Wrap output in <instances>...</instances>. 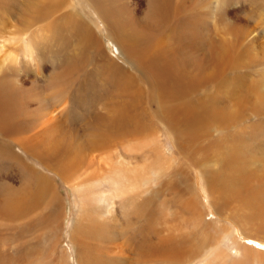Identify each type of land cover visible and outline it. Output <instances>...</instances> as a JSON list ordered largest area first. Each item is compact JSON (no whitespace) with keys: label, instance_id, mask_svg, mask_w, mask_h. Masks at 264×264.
I'll use <instances>...</instances> for the list:
<instances>
[{"label":"bare ground","instance_id":"bare-ground-1","mask_svg":"<svg viewBox=\"0 0 264 264\" xmlns=\"http://www.w3.org/2000/svg\"><path fill=\"white\" fill-rule=\"evenodd\" d=\"M175 1L178 3L175 9L176 15L183 13L186 21L187 19H191V15L187 14L189 11L187 8L191 0L189 2L186 0ZM86 2L92 7L94 10L93 12L99 17V20L103 22L106 27H110L114 30L113 36H111L113 41L111 38L110 41L113 42L112 46H114V52L112 54H114L115 57L108 52L109 50H107L105 44L96 36L94 28H91L79 20H73L72 22L71 19L68 21V18L65 19V24L69 27H71L70 24H72L70 36L76 37V39L79 38L81 41L80 46H78L80 47L79 51L81 53L88 52L91 60H86L83 58L84 56L81 57L78 54L79 51H77L76 48L74 49V47L68 52L71 54L69 56L67 54L68 59H64L62 49H65L66 45L61 43L62 47L59 46L56 50L60 54L62 53L63 59L55 60L53 56L54 58L51 60V63L55 68L57 67L59 71L54 73V75L51 74L50 78L45 77V75L42 76L43 78L45 77L42 80L49 79L47 81V86H45L47 89L56 88V92H52L53 95L51 97L61 105L63 104L62 102H64V97L62 95L63 93L61 94L60 91H63L61 90L63 87L70 85V76H72L73 79V76L76 77V71H80L82 67L88 68V66H90V68L85 71L91 74L94 72L98 73L97 75H99L101 81L100 84L105 86L107 92L102 95V99L100 98L101 100L98 103L99 106L97 111L89 112V110H86L87 113H84L86 112L85 110L83 111L85 114L84 119L87 117L86 125L90 127L88 140L79 138L83 135L80 134L81 129H75V131H73L74 129L71 130L69 128L70 126L67 124L68 127L65 124L66 122L64 123L62 121V113H66V104H63L65 106L63 112H58L55 106L56 109L48 107L49 102L47 104V100L45 101V99L37 95L28 94L32 91L38 92L35 91L38 90V86L35 85L39 82V77L37 76L38 74L36 75L35 71L40 68L39 65H41L42 62H35L38 58L35 57L37 55L35 53L41 48L40 46L42 43L40 41H45L47 35L42 34L39 36L36 35L37 33H32L30 35L29 41L22 46V52L25 53V58L22 62H20L22 59H18L9 52L5 53L3 51L4 54L0 63V134L7 140L0 143V157L3 162H7L10 165V169L7 171L8 175L2 176L4 181L2 180L1 183L5 188L0 186V264H34L35 258L33 255L35 250H33L32 244L28 242L20 246L18 242L15 241V232L21 229L23 225H28L25 226V232L31 230L30 223H32V215L36 217L37 214H35L34 211L39 207H43L48 211L52 206H56L53 197V188L51 186L52 182L48 179L49 176L47 175L46 177L43 175L35 166L28 163L26 158L40 161L42 167L52 171L54 174L58 175L61 180H64L72 186L80 206L75 220L76 223L70 236V240L74 245H77L78 248V264H100L101 261L98 258L99 256L96 258L97 255L95 256V252H93V247L97 251V247L94 246L93 242L96 241L97 232H94L93 229H105L110 222L117 225L111 208L114 198L121 199L124 206L127 204L130 207L129 209H131V212H127L129 209L123 210L124 213L122 215L126 220L132 216L134 219H137L136 222L145 219L148 196L143 197L140 201L136 197L126 200V197L133 191L138 190L136 187H140L141 184H143L146 175H141L139 173L141 171H139V168H136V166L130 167V161L125 160L121 156L120 153L122 151L117 150V145L123 142L124 139L129 138L138 140L142 138L144 140L146 133H148L150 129H153L149 120L153 122L154 120L155 122L158 121L162 123L163 126L167 127L170 134L173 136L175 151L182 156L184 155L187 159L192 160L193 162L191 165L203 177V174L206 175L204 184L207 182L211 192L210 196L215 193L211 198V204L222 220L230 221L229 226L225 227L224 235L239 230L242 234V238H249L264 246V153L256 157L255 154L257 152H255V145L250 146L251 141L247 140L252 136L249 130L252 126L256 125V123L253 122L255 118L257 121L264 122V90L257 89V82L254 80L252 83H249L250 81L247 82L249 80V74L246 70L248 68L250 69L253 63V57H250L248 53L242 55L240 44L241 36L234 35L233 39L230 41H219V44L216 45L219 46L217 50H208L207 58L202 56L204 57L202 61L204 66L201 67L199 62L202 59L196 58L193 68L191 67L193 63V52L190 51L188 45L184 46L182 44L181 38L182 36L190 35L193 43L192 38L194 39L195 34L201 36L203 34L201 33L202 31H196L195 27L190 25V22L186 25H181L182 23L171 25L170 22L168 23L170 26H167L168 30L165 34L162 33L163 31L159 30L161 28L160 26L156 25L157 28L152 26L158 19L165 21L163 13H165L168 7L167 4H170V0H146L148 12H143V10L142 12L140 11L141 13L138 12L140 14L138 20L139 22L142 21V25L135 22L132 17L126 14L127 8H122L121 4H116L114 0H86ZM41 3L34 5V10L40 7ZM30 5L31 4L25 6L27 19L34 18V12ZM132 9L134 10V8ZM37 12H39V14L44 12V6L42 5ZM70 16L72 17V15ZM170 19H172V17ZM174 20L176 21V19ZM134 24H136L137 27ZM206 31L208 30L206 29ZM23 34H25V32H19L18 29L16 32H13V36H17L16 40ZM192 34H194V36ZM57 41L58 40H56V42ZM3 48L2 45H0V50ZM209 52L213 56L212 59L209 58ZM262 52L264 53V50H262ZM38 53H40V51H38ZM51 58L50 56V59ZM46 59L48 60V57ZM4 62H7V64ZM26 63L32 64L31 69L35 75L27 74L29 69H25L24 65H26ZM51 63L49 62V65ZM30 64H28V68H30ZM124 64H126L129 69H127ZM242 69L244 72L241 71ZM40 70L42 71V68H40ZM49 71H51V69ZM94 76L96 77V75ZM18 79L19 83H15ZM82 79L85 80L83 76ZM43 82L44 81H42V83ZM29 84L30 86H28ZM39 84L40 83H38V85ZM40 86H42V84ZM73 86L74 83L71 87L73 88ZM81 87L83 90V85H81ZM89 87L90 86H88V88ZM72 88H69V90ZM78 89L79 88H77V90ZM103 89L102 87V90ZM40 90L42 92L43 89L40 88ZM69 90L67 92H69ZM199 91H204V94L199 96ZM87 93L90 96L93 95V91L92 93H90V91ZM96 93H100V91ZM96 93L94 91V94ZM24 95H26V97H23ZM78 95L79 94H77V96ZM83 98L82 100L86 102L85 98L88 97ZM97 98H99V96ZM75 99L81 101L78 97ZM94 99L96 100V98ZM70 102L73 101L70 99ZM148 105L153 108V114L150 113L151 109L149 110ZM78 117L79 116H77V118ZM81 117L83 118V116ZM84 119H81L80 123H82ZM249 120H252V124L250 125L247 124ZM85 123L86 122H83V124ZM216 133L218 135H216ZM246 134L249 135L247 139L244 138ZM209 138L211 141L208 144L212 147V158L218 162V169L211 168L206 170L202 167V160L197 161V158L195 159L200 150L202 148L204 149L202 143ZM154 139L156 140V138ZM151 141L152 140H150V142ZM240 142L243 144H239ZM135 144L137 145V143ZM150 145H152V143ZM157 145L158 144H156L155 147L152 146L154 149L151 152H154L156 157L164 155L163 144L160 146ZM15 148L21 150V153L15 151ZM127 150L130 151L128 148ZM132 151L133 150H131V153ZM136 151L137 150H135L134 153ZM142 152L144 151L142 150ZM151 152H145L146 156L142 153V156L144 158L146 157L148 161L149 158L147 157H149ZM125 155H128V153H125L123 156ZM97 157L101 158L99 162L97 161ZM206 158L205 156V159ZM84 161L86 165H84ZM157 161L156 165H158L160 160ZM137 163L139 162L137 161ZM142 163L145 164L146 162ZM147 167L150 168V166ZM178 167L177 171L180 173L183 172L184 167L179 166V164ZM140 168L143 171L144 168ZM220 170H228L229 174L234 175L233 181L230 184L226 186L223 185L225 187L223 189H226L225 191L220 188L222 179L224 178V176H222L223 173L220 174ZM138 177L140 181H138ZM180 177L182 181L183 178L186 179L184 181H189V178H187L188 175L187 177L180 175ZM175 184L176 183H174V185ZM171 185L173 184L171 183ZM206 190L208 193L207 185ZM55 198L57 199V196ZM186 204L188 207L190 206L188 205L190 204L189 201H186ZM161 206H163V203ZM187 206L185 208H188ZM149 210L150 209L147 211ZM220 210H222V214L219 212ZM46 212L44 213L47 214ZM48 215L50 216V213H48ZM105 217H107V219H104ZM46 219L44 218V220ZM58 219L60 220V218ZM131 220L128 221V224L129 222L131 223ZM241 222L249 225L251 229H244L240 224ZM52 223L53 222H51V224ZM51 226L50 228L46 226L44 229L51 231ZM129 226L130 225H128V227ZM219 228L223 233L224 228L222 224L219 225ZM9 230L13 231V234H11L13 236L15 235V237L3 238L1 232ZM195 230L200 233L198 227H196ZM250 231H255L257 235L260 236L252 238L250 236ZM106 232L109 233L108 230ZM113 233V235L116 234L115 232ZM217 234L216 236H219ZM224 235H222V237ZM106 237L109 240L111 239L108 236ZM106 237H102L103 240L104 238L106 240ZM175 238L165 236L161 240L163 243V246L160 244L163 247L161 251L165 255L172 254L180 261L183 260L186 255L188 256L189 252H196L191 250L192 247L197 250L200 244H205V242L211 240L210 236L201 237V240L196 242V245L192 243L189 246V239L187 240L183 237V239L176 238V240H173ZM119 239L120 238H118V240ZM156 244L151 245L154 247ZM244 246L242 250L237 248V252L240 253L239 256L241 259H230L231 256L223 248L216 246L213 250L208 252L203 264H242L244 260L249 262V258H251L252 261H256L257 264H264V251L258 250L251 245L250 248L246 245ZM13 247L15 248L11 250ZM148 249L154 250L152 246L151 249ZM159 249L154 251L157 252ZM199 249L201 250L200 247ZM145 251L147 252L148 250ZM120 252L123 253V249H120ZM141 252L143 254V251ZM110 253L108 255H110ZM101 255L103 254L101 253ZM63 258L67 260L66 255H64L62 259ZM229 259L230 261L227 263ZM61 260L59 259L58 261ZM102 262L101 264H104V261Z\"/></svg>","mask_w":264,"mask_h":264},{"label":"rangeland","instance_id":"rangeland-1","mask_svg":"<svg viewBox=\"0 0 264 264\" xmlns=\"http://www.w3.org/2000/svg\"><path fill=\"white\" fill-rule=\"evenodd\" d=\"M42 1H40V0H0V45H2V48L4 47L2 50H0V63H1V59L3 57L4 52L5 53L9 52L12 56H14L18 59H22L20 61V62H22L23 59L25 58V53L22 52V46L29 41L30 35L32 33H37L36 35H39V36H41L42 34H46L47 39L45 41H40L42 43L40 46L41 48L38 49L37 52L35 53L37 55L39 54L38 56L37 55L35 56V57H38L35 62H37V63L42 62L41 65H39V64L38 65L40 68H42V71H43V73H42L40 68L37 71H35L36 75L38 74L37 76L39 77L38 83H40L39 85H38V83L35 85V86H38L37 87L38 90H35L38 92L32 91V92H29L28 94L29 95L31 94L34 96L37 95L40 98L45 99V101L47 100V104L49 102L48 107L52 108V109L57 108L56 110H58V112L59 111L63 112V108L65 107L63 104H66V113L65 112L62 113L63 117H64V118L62 117V121L64 123L66 122L65 124L66 125L68 124L70 127L68 125L67 126L71 130L74 129L73 131H75V129H77V130L81 129L80 134L81 135L83 134V135L80 136L79 138H83L82 140H85L88 138L90 127L88 125H86L87 124V117H85L86 119H84V116H85L84 113H87L86 110H89V112L90 111L91 112L97 111L98 106H99L98 103L102 99V95L105 92H107V89H105V86H102L100 84L101 81L99 79V75H97L98 73L94 72L93 74H91V73H88L87 71H85V70H88V68H90V66L87 65L88 68L82 67V68H80V71L75 72L77 78L75 76H73L74 81L72 79V76H70L69 78H71V79H69V82L71 80L72 83L70 82V85H69V82H68L69 86H65V87L72 88L71 86L73 85V83H74V86L72 89H70L71 91L69 90V88L67 89V88L62 86L64 89L62 88L61 90H63V91H60V93L61 94L63 93L62 95L64 97L63 98L64 102H62L63 104H61V105H59V102L54 101L51 97L53 95V93L56 92L55 91L56 88L47 89L45 86H47V83H48L47 81L49 79L48 78H47V80L46 79L42 80V79H44L45 77L50 78L51 74L54 75V73H57L59 71V69H57V67L55 68V66L51 63V60L54 57H55V60H58V59L62 60L63 55H64V59H68V56L71 55L68 52L70 50H72L73 47H74V49L76 48L77 51H79L80 47H78V46H80L81 41L79 40V38L76 39V37L70 36V32L72 31V24H70L71 27H69L68 25L66 26L65 19L69 18L68 21H70L72 19L71 20L72 22H73V20L74 21L79 20V21L83 22L84 24L90 26L91 28H94L96 36L98 38H100V40L102 41L103 44H105V47L107 48V50H109L108 52H110V54H112L114 52V48H113L114 46H112L113 40L111 37V36H113L114 30L111 29L110 27H106L104 25V23L99 20V17L96 16V14L93 12L94 10L92 9V7H90L87 4L86 0H51V1H43V2ZM114 1L116 4L120 3L122 8L123 7L127 8L128 13L126 12V14L129 15L130 17H132L135 22L142 25V21H140L141 22L140 23L138 20V17L140 15L139 13H141L142 10H143V12H148L147 11L148 5L146 3V0H114ZM186 1L189 2L190 0H186ZM195 2H196V4H195ZM38 3H41V6L42 5L44 6V12H41L40 14L37 11L41 8V6L38 8H35V10H34V5H36ZM29 4H31L30 5L31 9L34 12V18L27 19L26 13H25V6L29 5ZM177 5H178V3L175 0H170V4L169 5L167 4L168 7L165 10V13H167V14L163 13L165 21L158 19L156 22H154L152 24V26L153 27H156V25L160 26L161 28L159 30L163 31L162 33L165 34L168 30V27L170 26V24H168L170 22H171V25H176L178 23H180V24L182 23L181 25H186V24H189V22H190V25L194 26L196 31H202L201 33H203V34L201 36H197V34H195L194 39L192 38L193 43L191 41L190 35L189 36H182V38H181L182 44L184 46L188 45L190 51L193 52V54H192L193 63H192L191 67L194 68V63H195L196 58L202 59L199 62H200L201 67L204 66V64L202 63V61L204 60V57H202V56H205V58H207L208 57V50L209 51L211 49L217 50V48L219 46H216V45L219 44V41H221V40L230 41L233 39L234 35H239V36H241L240 44H241V48H242V51H241L242 55L248 53L250 57H253V63L250 66V69L248 68L246 70V72L249 74V80L247 82L250 81L249 83H252V81L254 80L257 82L256 88L260 89V90H264V53L262 52V50H264V0H206V1H204V0H191L190 5L187 8V9H189L187 14L191 15V19H187V21H186L185 17L183 16V13L182 14L180 13L179 14L180 16L176 15L175 9H176ZM138 6H139V8H138ZM142 6H144V7H142ZM132 8H134L135 12H137V13H135ZM30 15H31V13H30ZM70 15H72V17ZM45 16H46V19H45ZM171 17H172V19H170ZM174 19H176V21ZM181 19L183 20V22ZM31 20H32V22H31ZM88 20L92 21V22H89ZM203 20H205V21H203ZM34 22H36V23H34ZM92 25H93V27H92ZM134 25L136 26V24H134ZM11 26H12V28H11ZM16 28L18 29L19 32H22V31L25 32V34H23L17 40H16L17 36L16 37L13 36V32H16V30H17ZM206 29L208 31H206ZM10 35H12V36H10ZM192 35L194 36V34H192ZM110 38L112 41H110ZM51 40H52V42H51ZM56 40H58V41L56 42ZM62 40H63V42H62ZM48 42H51V43H48ZM61 43L66 45L65 46L66 50L62 49L63 51L65 50L64 52L62 51L63 55H61L62 53L60 54L56 50V48H58L59 46L62 47ZM38 51H40V53H38ZM252 51H253V53H252ZM67 54H68V56H67ZM78 54L81 57L84 56L83 58H85L88 61L91 60V58H89L90 55L88 52H82L81 53L79 51ZM112 55H113V57H115L114 54H112ZM50 56L52 57L51 59H50ZM39 57H41V58H39ZM47 57H48V60L46 59ZM56 57H57V59H56ZM209 58L210 59L213 58V56L210 54V52H209ZM118 59L122 60L120 58H118ZM155 60H157V59H155ZM205 60H207V59H205ZM48 61L51 63L50 65H49ZM4 63L7 64V62H4ZM28 64H30V63H26V65H24L25 69L26 68L29 69L27 71V74L29 73V75H35V74H33L34 72L31 69L32 64H30V68H28V66H29ZM50 66H53V67H50ZM124 66H126L127 69H129L126 64H124ZM48 69L49 70L51 69V71H49ZM52 69H53V71H52ZM47 70H48V72H47ZM241 71L244 72L243 69ZM47 73H49V74H47ZM44 75H45V77L43 78L42 76H44ZM94 75H96V77ZM82 76L85 80L82 79ZM258 78H259V80H258ZM42 81H44L45 83L44 82L42 83ZM15 83H19V79ZM41 84H42V86H40ZM80 84L83 85V88H84L83 90H82V87ZM28 86H30V84ZM88 86H90V87L88 88ZM42 87H44V88H42ZM76 87L79 89L77 90ZM102 87L104 88L103 90H102ZM40 88L43 89L42 92H41ZM74 89H75V91H78V92H75ZM93 89H95V90H93ZM68 90H69V92H67ZM88 91H90V93H92V91H93V93H92L93 95H91V96L88 95V93H87ZM94 91H95V93L100 91L101 95H100V93L94 94ZM32 93H34V94H32ZM71 94L74 98L71 96ZM77 94H79V95L77 96ZM202 94H204V91L198 92L199 96H202ZM66 95H67V97H66ZM68 96H70V97H68ZM75 96L80 98L81 101H79L78 99L76 100L75 98H77V97H75ZM92 96H94V97H92ZM96 96L97 97L99 96V98H97ZM23 97H26V95H24ZM83 97L84 98L88 97L89 99L85 98L86 99V102H85V100L84 101L82 100ZM94 98H96V100ZM49 99H50V101H49ZM70 99L73 102H70ZM89 100H92V101H89ZM67 103H69V104H67ZM86 104H88V105H86ZM148 107H149V105H148ZM84 110L86 112L83 113ZM149 110H150V113L153 114V111H154L153 108L149 107ZM73 113H75V114H73ZM77 116H79L78 117L79 119L77 118ZM81 116H83V118ZM81 119H84L83 122H86V123L85 124H83V122L80 123ZM78 120H80V121H78ZM154 122H155V120H154ZM154 122L149 120V123H150V125H152L153 129L152 130L150 129L149 132L146 133L148 139L145 135V138H144L145 141L142 138H141V140H138L135 138H129V139H124L123 142H121L117 145V148H118L117 150L122 151L120 153L121 156L125 160L130 161L129 162L130 167L136 166V168H139V171H141V172H139L141 175H144V176L146 175L144 177L145 179L143 180V184H141L140 187H138V186L136 187L138 190L133 191L132 193L128 194L126 197V200L134 199L136 197L140 201L143 197L148 196V204H147L146 211H145L146 212L145 219L140 221V222H136L137 219L136 218L134 219V217L132 216L129 219L130 220L132 218L133 219L131 220V223L129 222V224H128V221H130V220L129 219L126 220V218L123 217L122 214L124 213L123 210H127L130 207L127 204H125V206H124L121 199L114 198L111 208H112V214L114 216V219H115L117 225H114L113 223L110 222L106 226L105 229L104 228H102V229L94 228L93 229L94 232H97L96 233L97 234L96 241H93L94 246L97 247L96 248L97 251L93 247V252H95L94 255L95 256L97 255L96 258L99 256L98 257L99 260L101 262L104 261V264H107V263L108 264H203L205 262V257L208 254V252L213 250L214 247H216V246L223 248L231 256L230 259H234V258L241 259L239 256L240 253L237 252L238 251L237 248H239V250L240 249L242 250L245 247L244 245H246L249 248L251 245L258 250L264 251L263 244L256 243L249 238H246V239L242 238V234L240 233L239 230L232 231L231 233H228V235H224L225 227L229 226L230 221L229 220H222L220 218V215L216 212L215 208L211 204V198H212V196L215 195V193L212 196H210L211 192L209 190L207 182H206V184H204V182L206 181V175L203 174L204 175V177H203L191 165L193 162L192 160L187 159L184 155L182 156L180 153L175 151V147H174V143H173L174 139H173V136L170 134L169 130L167 129V127L163 126L162 123H160L158 121H156L155 123ZM253 122H255L256 125L252 126L249 130L252 136L249 137V135L246 134L244 138L247 139L249 137L247 140L251 141L250 146L255 145V148H256L255 152H257L255 155H256V157H258V156H261L262 153H264V137H263L264 136V122L257 121L256 118H255V121H253ZM247 124L248 125L252 124V120H249L247 122ZM81 127H83V128H81ZM255 127H256V129H255ZM85 129H87V130H85ZM216 135H218V134L216 133ZM151 137H153V138H151ZM154 138H156V140ZM157 138H159V139H157ZM153 139H154V141H153ZM6 140L7 139L5 137H3V135L0 134V143L5 142ZM125 140H126V142H125ZM150 140H152V141L150 142ZM210 141H211V139L209 138V139H206L204 141L205 143L204 142L202 143V146L204 147V149L202 148L200 150L199 154L195 157V159L197 158L196 159L197 161L202 160L201 161V162H203L202 167L205 168L206 170L211 169V168H213V169L219 168L218 162L212 158V151H211L212 147L208 144ZM125 143H127L128 146ZM135 143H137V145ZM151 143H152V145H150ZM138 144H140V145H138ZM154 144L155 145L158 144L157 146H160L163 144L164 155H165V158H167V159L164 158V155H160V156L156 157V154H154V152L153 153L151 152V151H153V149L155 147ZM239 144H243V143L240 142ZM135 145H136V147L133 149V147ZM142 145L144 146V148ZM125 146H126V148H125ZM139 146H141V147H139ZM152 146H154V147L152 148ZM260 147H261V149H260ZM127 148L130 151H128ZM149 148H151V149H149ZM207 148H210V149H207ZM16 149L17 148H15V151H17V152L19 151L21 153V150H18V149L16 150ZM131 150H133L132 153H131ZM135 150H137V151L134 153ZM142 150L144 152H142ZM261 151H263V152H261ZM124 152L128 153V155L123 156L125 154ZM141 152L143 154H145V152H148V153L151 152V154H149V157H147V158H149L148 159L149 162L146 160V157L144 158L142 156L143 154ZM136 154H138V155H136ZM144 156H146V154ZM205 156L207 157L206 159H205ZM159 158H161V159H159ZM26 159H27L28 163H31L33 166H35V168H37L38 171H40L43 175H45L46 177H47V175L49 176L48 177L49 181H51L53 183L52 184L50 182L51 186L53 188V197L55 199V202H56L55 205L56 206H52L51 209L48 211L43 207H39L37 209L38 211L35 210L34 212L37 215H36V217H35V215H32L33 219H32V223H30L31 230L29 232H25V226H28V225L21 226V229H18V231L15 230L16 231L15 232L16 233L15 241L18 242V244L20 246H23L24 244H27L28 242H30L32 244L33 250H35V253L33 255V257L35 258L34 264H37V263L38 264H62V263L63 264H78V260H77L78 259V252H77L78 248H77V245H74L73 242L70 240L71 231H72V229L76 223L75 220L77 218L78 209L80 208L79 201L76 197L75 191L72 188V186L69 185V183H66L64 180H61V178L58 175L54 174L52 171H49L45 167H42L40 161L31 159V158L30 159L26 158ZM100 159H101L100 157L99 158L97 157L98 162ZM152 160L155 162H153ZM157 160H160L158 165H156V163L158 162ZM85 161H84V165H86ZM137 161L139 163H137ZM142 162H146V163L144 164ZM131 164H132V166H131ZM141 164H144L145 166L141 165ZM178 164H179V166L184 167L183 172H181V173L179 171H177V169L179 168ZM147 166H150V168H148ZM140 167L144 168L145 171H144V169L142 171V169ZM165 167H166V169H165ZM9 169H10V165L7 162H3L1 160V157H0V176H1L0 177V186H3L4 188H5V186L1 183L2 180L4 181L2 176L8 175L7 171ZM154 169H156V170H154ZM221 173H223L222 176H224V178L222 179V184L220 185V188L223 189V188H225L224 186H226L227 184H230L233 181L234 175L229 174L228 170L221 171L220 174ZM180 175H183L186 177L188 175L187 178H189V181L188 182L184 181V180H186L184 178L182 181ZM139 177H141V176H139ZM139 177H138V181H140ZM158 177H160V178H158ZM149 178L151 179V181ZM204 179H205V181H204ZM149 182H150V184H149ZM166 183H168V184H166ZM171 183L173 185H171ZM174 183H176V184L174 185ZM206 185H207L209 195H208L207 190H206ZM158 188H159V193H158ZM223 190L225 191L226 189H223ZM151 191H153V192H151ZM137 194H139L140 196ZM147 194H149V195H147ZM155 194H156V196H155ZM56 196H57V199L55 198ZM149 197H150V199H149ZM151 197H152V199H151ZM155 197H156V199H155ZM166 197H167V199H166ZM149 201H150V203H149ZM186 201L190 202V204H188V205H190L189 207L187 206ZM162 203H163V206H161ZM186 206L188 208H185ZM53 207L54 208L57 207V208L54 209ZM148 209H150V210L147 211ZM151 210H153V211H151ZM221 211L222 210H220L219 212L221 213ZM37 212H39V213H37ZM44 212H46L47 214H45ZM127 212H131V209H129ZM223 212H225V211H223ZM48 213H50V216L48 215ZM57 214H59L60 216ZM196 215H197V217H196ZM198 215H199V217H198ZM39 216H41V217H39ZM42 216H43V218H42ZM34 217H35V219H34ZM57 217L60 218V220ZM44 218L45 219L47 218L48 220L47 219L44 220ZM49 218L51 219V222H53L52 224H51ZM197 218H198V221H197ZM199 218H200V220H199ZM218 218H220V219H218ZM104 219H107V217H105ZM34 220H36V221H34ZM43 224L44 225L46 224V225L44 226ZM220 224L223 225V228H224L223 233H222V231L219 230ZM240 224L244 229H247V230L251 229V228H249V225H247L243 222H241ZM128 225H130V226L128 227ZM46 226L48 228H50V226H51V231L52 230L53 231L51 232L48 229H44ZM196 227H198L200 229V233H198L195 230ZM110 229H111V231H110ZM107 230L109 233L106 232ZM9 231H2L1 236L3 238L15 237V235L14 236L12 235L13 231H11V230H9ZM113 232H115L116 234L113 235L114 234ZM9 233H10V235H9ZM29 233H30V235H29ZM5 234H7V235H5ZM216 234L219 236H216ZM240 234H241V236H240ZM222 235H224V236L222 237ZM101 236L102 237L108 236L109 238L112 239V240L110 239L112 242L107 237H106V240L104 238V240H105L104 241ZM165 236H167V237L170 236V237H174V238L175 237L176 238H182V239H183V237H185V239H187V240L189 239V241H188L189 246L192 243H194L196 245V242H199V240H201V237L210 236L211 240L205 242V244L203 243L204 245L200 244V246L197 247V250H195V248L192 247L191 250L196 251V252H194V253L189 252L188 256L186 255L185 258H183V260L180 261L179 259H176L172 254H166L165 255L164 253H162L161 250L163 249V247H162L163 243L161 240ZM250 236L252 238H254V237H258L260 235H257V232H255V231H250ZM117 237L120 239L118 240ZM116 238L118 241L116 240ZM176 238L173 240H176ZM100 239H101V241H100ZM106 242H107V244H106ZM95 243H97V244H95ZM151 244H153V245L156 244V246L153 247V245H151ZM158 244L160 247L158 246ZM194 244H193V246H194ZM108 246H110V247H108ZM151 246H152V248H154V250H158L160 248L159 251H157L158 253L156 251H154L153 249L149 250L148 248L151 249ZM199 247L201 248V250L199 249ZM14 248L15 247L11 248V250ZM120 249L121 250L123 249V253L120 252ZM138 249H139V252H138ZM145 250H148V251L146 252ZM141 251H143V254ZM198 251H199V254H198ZM154 252H156V253H154ZM36 253H38V254H36ZM101 253L105 256L101 255ZM109 253H110V255H108ZM152 253H153V255H152ZM46 254H48L49 256ZM64 255H66L67 260H65L64 258L62 259V257H64ZM100 256H102V257H100ZM104 258H106V259H104ZM59 259L60 260L62 259L61 260L62 262L58 261ZM230 259L227 260V263H229ZM101 262H100V264H101ZM243 262L244 263H242V264H257L256 261H252L251 258H249V262H246L245 260ZM212 264H215V263H212Z\"/></svg>","mask_w":264,"mask_h":264}]
</instances>
